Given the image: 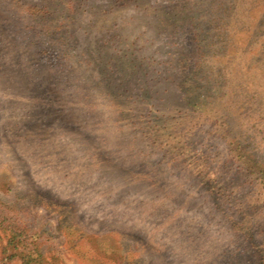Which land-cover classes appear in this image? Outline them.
I'll return each mask as SVG.
<instances>
[{"label": "rangeland", "instance_id": "obj_1", "mask_svg": "<svg viewBox=\"0 0 264 264\" xmlns=\"http://www.w3.org/2000/svg\"><path fill=\"white\" fill-rule=\"evenodd\" d=\"M0 264H264V0H0Z\"/></svg>", "mask_w": 264, "mask_h": 264}, {"label": "trees", "instance_id": "obj_2", "mask_svg": "<svg viewBox=\"0 0 264 264\" xmlns=\"http://www.w3.org/2000/svg\"><path fill=\"white\" fill-rule=\"evenodd\" d=\"M245 163H248L247 160H245Z\"/></svg>", "mask_w": 264, "mask_h": 264}]
</instances>
